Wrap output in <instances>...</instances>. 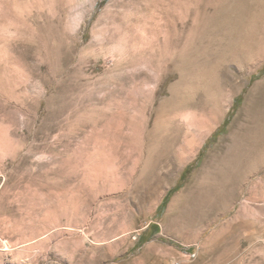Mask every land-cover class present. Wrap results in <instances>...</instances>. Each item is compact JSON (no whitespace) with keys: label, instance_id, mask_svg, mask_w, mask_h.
<instances>
[{"label":"rangeland","instance_id":"rangeland-1","mask_svg":"<svg viewBox=\"0 0 264 264\" xmlns=\"http://www.w3.org/2000/svg\"><path fill=\"white\" fill-rule=\"evenodd\" d=\"M263 52L264 0H0V264H264Z\"/></svg>","mask_w":264,"mask_h":264},{"label":"bare ground","instance_id":"bare-ground-1","mask_svg":"<svg viewBox=\"0 0 264 264\" xmlns=\"http://www.w3.org/2000/svg\"><path fill=\"white\" fill-rule=\"evenodd\" d=\"M264 53V52H263ZM259 57V56H258ZM258 57H257V59H258ZM262 57V58H261ZM260 57V59L258 60L259 62H257L255 65L256 66H253L252 68H251V70H250V74L252 73V71H255L256 69H257V67L259 66V65H261L262 63H264V55L263 56H261ZM257 61V60H256ZM264 85V79L262 80V81H260V82H258L257 84H256V88H260V87H262ZM248 104V100L246 101V105ZM249 116V115H248ZM258 138V137H257ZM261 139V138H260ZM235 140V139H234ZM249 140V139H248ZM252 141V140H251ZM259 141V140H258ZM258 141L256 142V143H258ZM225 142V141H224ZM229 144H230V142H228ZM234 143V142H233ZM253 143H255V142H253ZM263 143V142H262ZM239 144V143H238ZM254 146H255V144H253ZM253 145H251V146H253ZM228 146H230V145H228ZM228 146H226V147H228ZM228 148H231V147H228ZM227 148V149H228ZM259 148V147H258ZM248 149V148H247ZM224 151H226L225 149H224ZM242 152H243V150H242ZM245 152V151H244ZM225 153V152H224ZM220 154V153H219ZM218 154V155H219ZM223 154V153H222ZM228 154V153H227ZM221 155V154H220ZM225 155V154H224ZM234 159H236V161H239V165L240 166H242L243 168H240V169H244L247 165H249L248 166V168H250L252 171H253V169H256V170H258L260 167H264V148H262L261 150H253L252 151V153L250 154V160L248 161V162H244V164L242 163L243 162V160H244V157L243 156H241L240 158L238 157V156H234L233 157ZM239 159V160H238ZM233 162V161H232ZM234 162H235V160H234ZM227 164V163H226ZM243 164V165H242ZM235 167V166H234ZM228 168V167H227ZM258 168V169H257ZM261 169V168H260ZM260 171V170H259ZM243 178V177H242ZM229 193V192H228Z\"/></svg>","mask_w":264,"mask_h":264},{"label":"trees","instance_id":"trees-1","mask_svg":"<svg viewBox=\"0 0 264 264\" xmlns=\"http://www.w3.org/2000/svg\"><path fill=\"white\" fill-rule=\"evenodd\" d=\"M228 120H229L228 118L225 120L224 126L227 124V121H228ZM188 169H189V166H188V167L186 168V170L183 172L181 179H183V177H184L185 173L188 171ZM177 187H178V186H176L175 188H173V189H171V190L169 191V193L166 195V197H165V199H164L162 205H160L159 208L164 207V204H166L168 198L171 196L172 192L175 191V190L177 189ZM152 228L156 229V232H157V231H158V230H157V228H158V224H153V225H152ZM139 242H140V243L143 242V235L140 237Z\"/></svg>","mask_w":264,"mask_h":264},{"label":"built area","instance_id":"built-area-1","mask_svg":"<svg viewBox=\"0 0 264 264\" xmlns=\"http://www.w3.org/2000/svg\"><path fill=\"white\" fill-rule=\"evenodd\" d=\"M190 256H192V255H189V257H190ZM193 256H195V254H194ZM173 264H182V262H181V260H179V259H174V260H173Z\"/></svg>","mask_w":264,"mask_h":264}]
</instances>
